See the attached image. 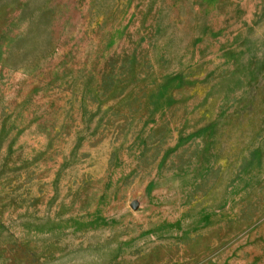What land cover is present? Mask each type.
<instances>
[{"label":"rangeland","instance_id":"1","mask_svg":"<svg viewBox=\"0 0 264 264\" xmlns=\"http://www.w3.org/2000/svg\"><path fill=\"white\" fill-rule=\"evenodd\" d=\"M0 264H264V0H0Z\"/></svg>","mask_w":264,"mask_h":264}]
</instances>
